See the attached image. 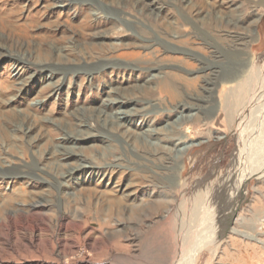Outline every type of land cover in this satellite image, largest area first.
Masks as SVG:
<instances>
[{"label":"rangeland","instance_id":"rangeland-1","mask_svg":"<svg viewBox=\"0 0 264 264\" xmlns=\"http://www.w3.org/2000/svg\"><path fill=\"white\" fill-rule=\"evenodd\" d=\"M142 1L0 0V222L13 220L0 228V264H173L186 241L187 264H264V104L242 130L248 94L228 92L264 63V0ZM97 35L104 53L137 56L91 83L83 71L61 79L50 51ZM117 98L123 117L104 110ZM69 134L79 146L67 168L100 171H78L68 198L46 181L51 144ZM40 154L48 177L25 168ZM114 192L124 209L107 202ZM23 200L47 207L22 220Z\"/></svg>","mask_w":264,"mask_h":264},{"label":"bare ground","instance_id":"bare-ground-1","mask_svg":"<svg viewBox=\"0 0 264 264\" xmlns=\"http://www.w3.org/2000/svg\"><path fill=\"white\" fill-rule=\"evenodd\" d=\"M133 1L136 4H138L139 6L143 3L142 0H133ZM5 11H6L5 8H3V7L0 8V12H5ZM12 12H14V10L10 11L11 14H12ZM219 12L221 13L222 11L219 10ZM15 13H16V11H15ZM95 15L99 16V15H101V13L96 12ZM214 15H215L214 13L213 14H209L210 18L208 19V21H211L210 24L215 28L218 24L222 23L223 15L220 14V16H217V17L214 16ZM90 19L92 20L91 16H90ZM7 22L8 21L5 20L2 15H0V25H3L5 23H7ZM119 27H120L119 21L112 20L111 25H110V29L112 31H114V30L116 31ZM19 29L21 30V28H19ZM93 30H91L88 27L86 28V31L88 33L93 32ZM103 41H104L103 35H101V36L97 35V38H95V40H92V42L85 43L84 45H77L76 46L77 48L75 46H73L74 45L73 44V45L67 46L66 48L57 49L55 51L51 50L50 53H49L51 59H52V57H55L57 59V60L55 59V61L58 64H60L61 66L65 67V69L63 71H60L61 72V77L60 78L61 79L62 78H64V79L65 78L73 79L72 76L74 74H76L79 71H83L85 76L87 77V80L89 81V83H91L92 82L91 80L94 78L95 72H98L99 70H101L103 68H107V67L111 68V67H114L115 65H119L116 62L119 59H123L124 57L125 58L126 57L127 58H129V57L134 58V57L137 56V54H135V53H132V54H119L116 49H114L113 51L109 52V54L108 53L106 54V52L104 53V51H106V50H104L100 46L98 47V44L101 43V42L103 43ZM142 43H143L142 44L143 47L146 50H149V49L151 50L153 48V46H151L149 44H144V43H148V42L142 41ZM69 52L70 53L74 52V54L77 55L76 59L71 61ZM250 67L251 68L248 71V81L247 82H238V83L232 85L229 88V91H228V92H230V95H234L235 93H239L240 94V91L241 92L245 91L244 93L248 94V100L244 103L245 105L242 108H240L239 112L237 113V115L239 116L238 117V125H239L240 129L243 127V125L245 126V124H246L245 121H247V118L251 114L256 113L257 110H259L260 104L261 105H262V103L264 104V63L262 65V67L257 66L255 63H252L250 65ZM42 69L48 70V71L52 70V72L55 71L52 67H43ZM203 71H204V73H210V68L209 67H205L203 69ZM53 74H54V72H53ZM217 84H219V83L217 82ZM217 84H216V86H217ZM162 91L164 93H167L168 95L169 94L172 95V91H171V88L169 87V85H164ZM241 95L242 94H240V96ZM119 101L120 100L118 98L115 99V100H112L110 102L111 104L104 105L105 106L104 110L111 108V109H113L112 111H116L118 114L121 115V110L123 109V106H124L123 104H125V103L124 102H119ZM125 111H127V110H125ZM102 114H103V112H102ZM123 114L127 115L126 112L123 113ZM237 115H236V117H237ZM118 120L119 119H117V121ZM119 123H120L119 125L123 126L121 124V122H119ZM79 130L81 132L84 131V130H81V129H79ZM242 130H243V128H242ZM78 140H79V138L74 136V134L66 135V137L63 138L62 141H60V142H56V141L52 142V144H51L52 145V150H51V152L48 153V155L51 158L56 160V167H55L56 171L54 173V176H53L52 180L46 181L47 180L46 179L45 181L47 183L48 189L51 190L52 186L56 187V189L58 190V192L61 195V197H68V198L72 197L71 196L72 194L70 195L69 189L71 188V185L73 184V183L71 184V181L73 179H75V176H77V172L78 171H83L86 174H93V173H96V172L100 171V170L96 171L98 166L95 163H90L89 165H87V164H84V163L79 164V162H76L77 163L76 164L77 167L67 168L69 166V164L66 163V162L68 160V157L71 156V154L67 153L66 151L68 149H70L72 151L71 153L75 154L74 150H77V148H78L77 146H79V143H78L79 141ZM43 155L42 154L38 155V160L34 161L32 163V165L25 166V168L28 170L29 173L37 172V173H41L43 175H47V174H45L43 169L40 168L41 167L40 163H41V161L44 160L43 159ZM5 163L6 162L0 160V166L4 170H6V168L3 167L5 165ZM86 166H88V167H86ZM106 167H107V165H106ZM109 167H110L109 169H111L109 171H112V172L115 171V167H111V166H109ZM100 169L103 170L102 168H100ZM51 170H54V169H51ZM105 171H107V170L105 169ZM254 173H255V169L249 171L245 175V178L243 179V181L240 184L241 185L240 186V190L244 189L247 186L248 180L250 179V177ZM48 176L49 175H47V177ZM26 186H29V183H27V182L24 183L23 186L21 187L20 192L18 191L19 195L21 194L20 196H23V197L26 196V195L28 196L29 190L26 188ZM80 187H82V186H80ZM52 191H54V190H52ZM77 196L78 195H76L74 197L77 198ZM23 197H21L20 199H24ZM124 197H125V195H124ZM23 201L24 202L22 204L27 206V207L25 209H22L19 215L17 214L18 217H20L22 220H27L30 217L41 213L44 210V208L47 207V206L44 207L45 205L41 204L40 202H36V203H33V202L28 203L27 202L26 203V200H23ZM107 202H109L110 204L111 203H117L119 206H121V208L124 209L125 207L123 206V204H125V202H127V200L120 199V196L117 195L116 192H114L112 194L111 193L108 194ZM168 211H169V213L173 212V211H171V209L168 210ZM7 220H8V224H6V222H4V221L0 222V228H7V229L12 228V226H9V224H11L10 222L13 221L12 217L11 216H7ZM242 235L246 236V237H249L248 235H246L244 233H242ZM185 237L187 238V235ZM180 239L183 240V236ZM57 244L59 245V247H61V243L60 242H58ZM180 247H181L180 251L177 252L178 254H176L175 258L172 261L173 264H187V241L186 242H182L180 244ZM81 264H94V261L88 259V260H84L83 263H81Z\"/></svg>","mask_w":264,"mask_h":264},{"label":"built area","instance_id":"built-area-1","mask_svg":"<svg viewBox=\"0 0 264 264\" xmlns=\"http://www.w3.org/2000/svg\"><path fill=\"white\" fill-rule=\"evenodd\" d=\"M261 229L264 231V220H263V223L261 224Z\"/></svg>","mask_w":264,"mask_h":264}]
</instances>
